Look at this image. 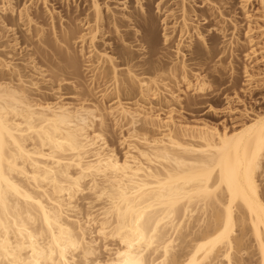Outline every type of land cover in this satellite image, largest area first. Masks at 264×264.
<instances>
[{"label":"bare ground","instance_id":"1","mask_svg":"<svg viewBox=\"0 0 264 264\" xmlns=\"http://www.w3.org/2000/svg\"><path fill=\"white\" fill-rule=\"evenodd\" d=\"M28 1V7L16 12L17 20L28 25L23 43L30 46L37 38L27 63L41 56L52 66L54 71H47L57 86L70 80L71 88L85 87L88 95L77 105L50 103L36 97L37 82L27 80L23 67L0 61V264H246L241 253L247 229L255 241L256 263L264 264V110L252 117L244 113L250 122L229 132L206 123H178L172 109L161 119L152 107L122 101L160 98L158 87L168 92L172 80L196 96H205L210 84L222 83V78L209 80L190 66L219 55L234 57L235 44L216 37H224L228 20H217L208 29L209 39L198 26L225 18L223 12L217 8L203 17L188 11L181 0L176 15L165 6L169 0H147L149 12L154 8L162 18L146 23L141 0H135L137 11H127L128 0H116L122 6L119 14L98 0H89L86 10L75 0L65 27L63 16L57 15V25L53 11L46 9L49 53L42 47L48 41L42 39L43 29L30 16L35 3ZM257 1L264 19V0ZM166 17L175 22L169 26ZM29 26H34L31 34ZM108 30L118 34L112 45L104 38ZM192 34L201 47L189 43L188 58L180 45ZM175 37L178 62L152 59ZM17 45L15 40L12 47ZM256 52L252 48L244 57L249 60ZM259 59L264 62V52L254 61ZM32 66L46 77V70ZM243 75L247 85L255 83L246 66ZM238 80L232 76L234 87ZM97 94L101 104L89 99ZM168 96L170 102H183L175 92ZM95 118L101 129L108 121H125L130 127L121 159L102 134L92 131ZM85 188L104 202L97 214L75 204L77 195L88 193ZM108 239L117 246L108 247ZM100 250L106 258L101 259Z\"/></svg>","mask_w":264,"mask_h":264},{"label":"rangeland","instance_id":"2","mask_svg":"<svg viewBox=\"0 0 264 264\" xmlns=\"http://www.w3.org/2000/svg\"><path fill=\"white\" fill-rule=\"evenodd\" d=\"M8 1L0 0V6H1L0 14L5 10L8 11L9 9L8 12H4L0 15V17L3 16L1 17L3 18V21L0 18V37H1L0 61L1 62L7 61L10 62L12 65L23 67L24 69L23 72L28 78L26 79L28 81L29 80L31 81L33 78V80L37 82L39 91L38 93L34 92L36 97L40 99L45 98L46 101H49L50 103L62 102V103H69L71 105H77L80 102V100L83 99L82 95H88V91L87 89H85V87L73 89L71 87L74 84H72L70 80H67V82H63L62 88L57 86L56 82H54L52 78V73L50 71H47V70H53L52 66L50 64H47L43 60V58L39 55L34 56V58L35 57L36 58H35V62L32 65L35 64L36 69L46 70L47 72L44 73L46 77H42L35 69H33L34 67L31 65V63L30 64L27 63L30 62V60L27 61V59H29L27 58V55H29V53H31L32 51H34V49H36L34 43L37 41L36 40L37 38H32L33 43L30 46H29L30 43L29 41L23 43L24 37L29 36V33L26 31L28 29V25L23 20H17L16 12L23 11L25 7H28L27 5H29L30 1L28 0H8ZM74 1L75 0H48V2L45 5L43 4L42 0H33L32 3L35 4H32L33 8L30 9V16L33 18V20H35V22H37L38 25L36 26L41 27V29H43L42 39L48 41L46 42L47 46L45 44L42 47L47 52L51 53V51L49 50L50 48L48 43L52 41V37L49 33L50 29L48 26L46 9L48 8L53 11V15L56 18L54 21L56 22L57 25H58L57 15L63 16V18H65L66 21L63 22V26L65 27L68 23V19L71 18L72 12L74 11V6L76 5ZM98 1L99 3H102L101 5L103 4L108 5L109 8L114 10L117 14L123 12L121 11L122 6L119 1L116 0H98ZM128 1L129 4L127 11H132V10L137 11L136 1L135 0H128ZM157 1H160V4H162L163 2V0H157ZM141 3L143 4L144 8H146L147 11L146 14H144L146 23L147 21H150L152 19H154L156 22H159V20L162 18V15L156 14L155 11L153 10L154 8H152V12L151 11L149 12L147 7L145 6L147 0H141ZM181 3H182L181 0H169V2L165 6L167 8H170L171 10H174V12L176 13L179 9V4ZM183 3L185 4V8L188 11H194V12L196 11V14L199 15L201 14L203 17L208 16L211 10H216L217 8H219L223 12L225 18L218 17L216 20H211V23L209 24L198 25L201 32L205 35L206 39H209V35H210V33L207 34V32H209L208 29H211V27L215 25V22L217 20L219 19L228 20L226 21L227 23L226 22L224 23V26H226L225 29L226 32L224 33V37L222 38V36L220 35H216V37L218 39V42L226 39L225 43L230 41L235 44L233 46L235 50L233 53L234 57L225 59L224 55H219L214 59H212L211 61H206L205 63H203L202 61L192 62V65L190 66L192 68V71L198 74L200 73L201 74L200 76L204 75V77L208 78L209 80H212L214 78L216 79L222 78L223 82L220 84H210V88L208 90L209 92H207L205 96L204 95L196 96V95H192L190 89L189 90L186 89L185 85L183 84L175 85V82L172 80L173 84L171 83V81L168 82V88L170 87L169 90L172 92H170L169 90L167 92L166 88H164L165 89L164 90L161 85H160L161 87L160 86L158 87L157 90L159 94L158 97L160 96V98L157 99H159V101L157 99L153 100L151 98H150L151 101L150 99L144 100L141 98L139 99V97L133 100L122 99V101L125 102L126 105L131 107L135 104V102L136 103L139 102L138 104L141 105L143 104L145 107H152L153 108L152 112L155 115L160 116L161 119L166 118L169 109H172L174 110L172 114L173 120L178 123L187 124V125H199L202 123H206L210 126L216 127L219 131H223L225 129L229 132L238 131V129H241V127H243L242 123L244 125L245 122L247 123L250 122L249 121L250 118L244 116V113H248L252 117L253 114L255 115L256 113L264 110V62H261L260 61L261 59L254 61V59L260 58L262 52H264V33H263L264 19L261 16L262 9L260 7L259 1L257 0H185L183 1ZM77 5L80 8L86 10L87 8H89V0H77ZM11 10H13L12 13ZM5 14L7 17L5 16ZM178 14L179 12L176 13V15ZM247 16L249 18H247ZM8 18H10L11 20H9ZM166 20L168 21L169 26L175 22V18L166 17ZM56 28L59 31V26L58 27L56 26ZM248 28L252 30L250 34L246 33L247 30H249ZM33 29L34 26H29L30 34ZM125 29L126 28L121 30H125ZM128 30H132L131 27L128 28ZM158 33H161L160 26L158 27ZM192 35H193L191 38L192 41L186 39L183 41V43L184 42L185 43L183 45H180L182 52L183 53L186 52L185 54L188 55V58L192 56L190 55V53H188L189 51L187 50L189 43L194 44L195 42V44H198V47L199 46L201 47V43L199 42V40H197L194 37L195 34ZM247 35H252L251 38L253 39V41H255V45L252 48L257 49L256 54L251 55V59L249 60H246V58L244 57L245 54L251 52L252 50L251 46L248 44L249 39L247 38ZM117 36L118 34H115L113 31L108 30L104 38L106 39L105 41H109V43H111L112 45L115 42H117ZM15 40H17L18 45L12 47V45H14L15 43ZM193 44L191 45L192 47ZM208 44L210 45V41H208ZM175 45H177L176 37L169 45L170 46L169 48L167 47L166 49H159L158 54L152 57V59L157 60L160 63H166L168 65L171 64L173 65L174 63L178 62L179 55L175 53L176 52ZM130 49L137 54H141V52L138 51L137 49L134 48H130ZM147 56H149V54H147ZM229 63H231V66L234 68L233 71H230ZM244 66H246L247 69L250 72H252V74H254L255 83L252 85H247L246 82L244 81V75H243ZM118 69L122 71L125 68L120 67ZM80 73L83 78L87 79L88 73L87 71H84V68L81 69ZM234 75L239 79L238 86L236 87H234L233 84L231 83L232 76ZM260 80H261L260 83L257 82ZM174 92L175 94H177L182 98L183 102H181V105L169 101L170 95L168 96V94ZM99 95L100 94H97L93 97H90L89 99H91L93 102L101 104L100 102L101 97ZM143 100L147 103H145ZM113 101L115 100H112V103ZM149 101L150 104H148ZM157 101L159 102L158 103L159 105L156 104ZM161 101L162 103H160ZM109 103L111 102L106 101L103 102V105H109ZM163 104H166V106ZM97 114L98 113H95L96 116H98ZM96 118L95 120L97 123L96 122L94 123L95 120H93L92 131L102 134L107 144L113 147L116 154L121 159L124 155L123 153L127 151L126 150L127 144L130 143V140L126 139L130 127L127 126L128 124L126 125L124 124L126 123L125 121L117 122L116 123L117 125H112V123L108 121V125L106 127L107 129L106 128L101 129V127L98 125V121H97L98 118L97 119ZM143 131L144 130L138 131V135L141 136L143 134ZM146 135L150 137L152 136V133L148 132V134L146 133ZM263 182L264 181H262L261 184L262 187H264ZM86 188L85 190L89 194L88 193L85 194L83 192L82 195L81 194L77 195L78 197L76 196V198L78 199L75 198V202H76L75 204L78 207V209L81 211H85L88 210L89 208H92V211H94L95 214H97L99 212L98 210L103 206L102 203L104 204V202H102V199H100L101 201L95 200L94 195L91 192H89ZM237 228L236 230L238 233L239 228L238 229ZM248 235L251 236L249 237ZM95 238L98 237H96L95 235ZM251 238H253L252 233L247 229V234L245 238V245H246L245 248L246 249L252 248V249L251 250L248 249V251L247 250L245 251V248H243V251L246 253L242 251L241 259H243L242 261L244 263L248 260L246 264L248 262H251V264L252 263L257 264L258 262L256 263V261L258 254L256 253L257 250H255L256 247L254 243L255 242L254 238H253V242ZM246 242H249L250 246ZM105 243L106 244L108 243V247L117 246V243L113 240L109 241L108 239ZM99 244H101V241H99ZM100 253L102 254V255L99 254L101 259L107 257V254L104 253L102 250H100Z\"/></svg>","mask_w":264,"mask_h":264}]
</instances>
